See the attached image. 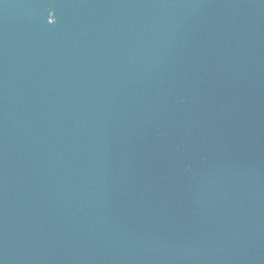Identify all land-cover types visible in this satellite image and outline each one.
I'll list each match as a JSON object with an SVG mask.
<instances>
[{"label":"water","instance_id":"obj_1","mask_svg":"<svg viewBox=\"0 0 264 264\" xmlns=\"http://www.w3.org/2000/svg\"><path fill=\"white\" fill-rule=\"evenodd\" d=\"M0 264H264V0H0Z\"/></svg>","mask_w":264,"mask_h":264}]
</instances>
